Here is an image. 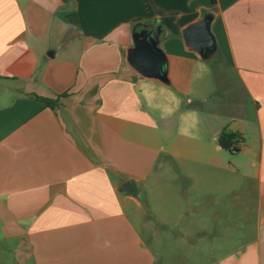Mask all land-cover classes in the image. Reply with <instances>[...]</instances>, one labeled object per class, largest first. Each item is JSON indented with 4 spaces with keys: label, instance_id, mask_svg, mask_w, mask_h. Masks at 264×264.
Here are the masks:
<instances>
[{
    "label": "crops",
    "instance_id": "crops-1",
    "mask_svg": "<svg viewBox=\"0 0 264 264\" xmlns=\"http://www.w3.org/2000/svg\"><path fill=\"white\" fill-rule=\"evenodd\" d=\"M206 16L208 56L182 38ZM145 28L166 82L127 64ZM212 55L254 119L196 110ZM160 238L184 261L264 264V0H0V264H157Z\"/></svg>",
    "mask_w": 264,
    "mask_h": 264
},
{
    "label": "rangeland",
    "instance_id": "rangeland-1",
    "mask_svg": "<svg viewBox=\"0 0 264 264\" xmlns=\"http://www.w3.org/2000/svg\"><path fill=\"white\" fill-rule=\"evenodd\" d=\"M31 17L32 20L35 18L33 15ZM38 17L40 18V24H38L39 27H37L33 22H31V24L32 26H34V29H38L40 30V32H44L47 25L46 20L48 18V14L42 13V15ZM210 64L211 65L206 64L208 71L205 81L207 83L204 84L203 92L199 91L197 95L201 105L196 110H205L207 112H211L212 109H215L216 112L219 111L221 114H230L231 116H238L239 118L245 115L246 119H254V108L253 106L248 105L246 96L244 95L239 85L237 87L234 86V84H237L238 82L235 73H233L232 70L229 69L227 61L221 59L219 55H214L211 59ZM230 83L233 84V86L230 85ZM232 99H234L237 107L235 109V112L231 111L229 113L227 112V107L229 106L230 101L232 106ZM244 138L246 144H250L249 140L251 139V137L249 133H247ZM234 158L235 157H232L228 154L221 155V158L219 159V169L221 175L226 176L227 178L237 175L234 172ZM238 159H241V156ZM224 192V190H220L219 194H224ZM223 198L224 199L222 201L225 200L226 196H223ZM225 202H228V200L226 199ZM153 220V223L156 226H160L162 223L158 219V217H154ZM167 241L168 239H159L157 249L161 256L158 259L157 264H197L194 262V255H191L190 252L187 255V259L189 261H184L183 255L185 253L181 251L180 247H178L177 244L169 245Z\"/></svg>",
    "mask_w": 264,
    "mask_h": 264
},
{
    "label": "water",
    "instance_id": "water-1",
    "mask_svg": "<svg viewBox=\"0 0 264 264\" xmlns=\"http://www.w3.org/2000/svg\"><path fill=\"white\" fill-rule=\"evenodd\" d=\"M210 17L189 25L182 31L186 46L201 55L208 56L215 50V40L209 29ZM134 47L127 55V64L140 76L166 82V59L157 47V39L152 30L142 29L133 35ZM120 191L133 195L135 189L131 181L122 184Z\"/></svg>",
    "mask_w": 264,
    "mask_h": 264
},
{
    "label": "trees",
    "instance_id": "trees-1",
    "mask_svg": "<svg viewBox=\"0 0 264 264\" xmlns=\"http://www.w3.org/2000/svg\"><path fill=\"white\" fill-rule=\"evenodd\" d=\"M215 3V0H210ZM46 105L50 106L52 102L48 99H39ZM217 143L220 148L230 154H236L244 146V139L236 132L222 130L217 138Z\"/></svg>",
    "mask_w": 264,
    "mask_h": 264
}]
</instances>
